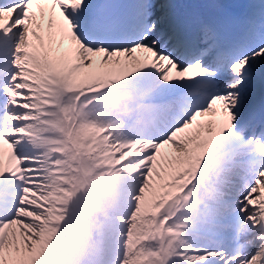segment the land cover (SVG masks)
<instances>
[{
  "label": "snow or ice",
  "instance_id": "6c2138e0",
  "mask_svg": "<svg viewBox=\"0 0 264 264\" xmlns=\"http://www.w3.org/2000/svg\"><path fill=\"white\" fill-rule=\"evenodd\" d=\"M0 264H264V0H0Z\"/></svg>",
  "mask_w": 264,
  "mask_h": 264
}]
</instances>
